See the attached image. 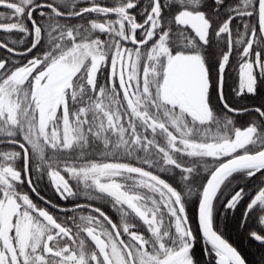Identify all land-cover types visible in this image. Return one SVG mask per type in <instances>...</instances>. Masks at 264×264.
I'll return each instance as SVG.
<instances>
[{"label": "snow or ice", "instance_id": "6c2138e0", "mask_svg": "<svg viewBox=\"0 0 264 264\" xmlns=\"http://www.w3.org/2000/svg\"><path fill=\"white\" fill-rule=\"evenodd\" d=\"M0 8V33L15 37L0 39V264H200L193 195L205 255L248 264L215 214L236 174L264 177V0ZM226 70L237 74L235 96L258 106L226 99ZM33 173L60 200L107 202L118 222L46 199ZM222 202L243 208L241 227L255 217L246 234L264 249V180Z\"/></svg>", "mask_w": 264, "mask_h": 264}, {"label": "trees", "instance_id": "16d2710c", "mask_svg": "<svg viewBox=\"0 0 264 264\" xmlns=\"http://www.w3.org/2000/svg\"><path fill=\"white\" fill-rule=\"evenodd\" d=\"M228 85V83H227ZM231 91L226 92L225 95H232ZM234 94V93H233ZM229 102L236 107H243L244 105L250 104L249 107L254 105L257 102L255 98H247L237 101L236 99L228 98ZM241 101H245L244 104ZM252 103V104H251ZM218 110V109H217ZM237 120V126H240L245 122L244 117H235ZM162 178L168 179V175L162 174ZM237 178L233 180L231 188L227 190V193L224 197L221 198V202L216 204V214H215V224L218 230L224 235L226 239L229 240L234 246L241 251V254L245 256L248 264H264V249H261L258 244L249 240L246 232L248 228L252 230H256L258 225L255 221V217H250L247 221L245 227H241V220L243 215V208L238 207L235 212L226 210L223 206V200L229 198V194L238 190L239 187L244 186L248 192H253L252 195L255 194L257 187L260 185L261 180H264V177H260V174H257L256 178H252L249 180L248 178H239L240 174H236ZM170 183L175 182L169 179ZM86 204H91L96 206L95 201L87 200ZM197 209H198V197L193 195L190 199V203L187 207V212L189 216V222L192 225L194 233L197 235V243L194 249V253L197 259L200 261V264H213V258L205 255L203 249L204 245L202 243V237L199 232L198 224H197ZM94 214V213H93ZM143 231V229H141Z\"/></svg>", "mask_w": 264, "mask_h": 264}, {"label": "flooded vegetation", "instance_id": "af4514ba", "mask_svg": "<svg viewBox=\"0 0 264 264\" xmlns=\"http://www.w3.org/2000/svg\"><path fill=\"white\" fill-rule=\"evenodd\" d=\"M104 2L110 4V3L113 2V0H104ZM0 11H6V10L3 9V8H0ZM10 38H15V37H7V36H5V34L0 33V39H10ZM3 54H5L4 51L3 50H0V55H3ZM227 83H228V85H227ZM237 83H238V78H237L236 72L235 71L226 70L225 89H224V91H226V92L231 91L232 92L231 93L232 95H227V96L225 95L226 96V99H227V97L228 98L229 97L230 98L233 97L237 101H240L242 99L244 100V98L236 97L235 94H233L234 92L232 91V88L236 87ZM241 102H243L244 104L246 103L245 101H241ZM259 103H260V100L257 99V102L254 105L251 103L252 104L251 107L258 106ZM244 106H248L249 107L250 104H247V105H244ZM216 107L218 109V112L224 111L222 105H220L218 101H217ZM162 174H165L166 175V173H162ZM32 178H33L34 182H36V176H35L34 173H33ZM36 187H37V190L41 193L42 196H44L46 199H51L54 203H58L61 207L69 208L70 209V208L73 207V205L75 203L86 204V198L85 197H81L78 201H71V200L64 201V200H60L55 195V193L52 190V188L48 185L46 178L44 180H41V181L36 182ZM24 190L25 191H28L29 194H30V196L32 197V199L35 202H37L40 206H42V207H49L48 205H45L43 203V201H40L39 198L36 197L35 193H31V191L28 188L27 184L24 185ZM249 193H250V195L253 194V192H249ZM245 199L247 200L248 197H246ZM95 202H96V207H100L101 210L104 211L106 213V215H108L109 217H111L114 222H118V220H119V214L111 207L110 204H108L107 202L99 201V200H96ZM49 210L52 211V212H55V210L54 209H51L50 207H49ZM79 211H82L83 213L85 212L84 210H79ZM61 215H63V214H61ZM145 234L147 235V233H145Z\"/></svg>", "mask_w": 264, "mask_h": 264}, {"label": "water", "instance_id": "95a60500", "mask_svg": "<svg viewBox=\"0 0 264 264\" xmlns=\"http://www.w3.org/2000/svg\"><path fill=\"white\" fill-rule=\"evenodd\" d=\"M94 207V206H93ZM55 210V209H54ZM90 211V209H84ZM56 211V210H55ZM197 224H198V213H197ZM199 228V227H198Z\"/></svg>", "mask_w": 264, "mask_h": 264}, {"label": "rangeland", "instance_id": "374dc122", "mask_svg": "<svg viewBox=\"0 0 264 264\" xmlns=\"http://www.w3.org/2000/svg\"><path fill=\"white\" fill-rule=\"evenodd\" d=\"M88 200V199H87ZM92 206H94V205H92ZM89 211L88 210H86L84 213L85 214H87ZM197 213H198V209H197Z\"/></svg>", "mask_w": 264, "mask_h": 264}]
</instances>
